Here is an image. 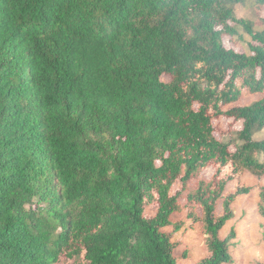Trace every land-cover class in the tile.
Masks as SVG:
<instances>
[{
	"label": "trees",
	"instance_id": "1",
	"mask_svg": "<svg viewBox=\"0 0 264 264\" xmlns=\"http://www.w3.org/2000/svg\"><path fill=\"white\" fill-rule=\"evenodd\" d=\"M248 1L0 0V264H178L184 208L199 264H236L221 232L254 187L227 189L264 177Z\"/></svg>",
	"mask_w": 264,
	"mask_h": 264
},
{
	"label": "rangeland",
	"instance_id": "2",
	"mask_svg": "<svg viewBox=\"0 0 264 264\" xmlns=\"http://www.w3.org/2000/svg\"><path fill=\"white\" fill-rule=\"evenodd\" d=\"M258 10L252 0L245 5L237 4L235 7V13L239 18L254 22L258 21L260 16L264 17V10ZM261 28L260 25L255 27L256 30ZM241 34L246 41L250 40L247 33L241 31ZM244 47L247 48V43H244ZM222 125L227 128L235 123L226 120ZM254 138L264 139V130L256 134ZM211 173V171L205 172V175L210 176ZM237 182L253 185L254 189L249 194L242 195L233 205L234 217L226 224L221 233L222 236H225L235 232V237L230 243L232 244L231 253L236 264H264V217L259 213V194L264 187V177L258 178L250 172H245L228 186L227 192L235 191ZM154 205L151 201L147 203L149 214L154 213ZM171 219L173 222L164 227V230L170 233L174 241L177 242L174 251L177 263L199 264L200 260L209 254L206 236L203 233V221L188 216L186 208L172 214Z\"/></svg>",
	"mask_w": 264,
	"mask_h": 264
}]
</instances>
